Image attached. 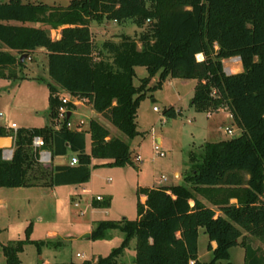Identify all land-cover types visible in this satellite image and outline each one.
I'll use <instances>...</instances> for the list:
<instances>
[{"label":"trees","instance_id":"1","mask_svg":"<svg viewBox=\"0 0 264 264\" xmlns=\"http://www.w3.org/2000/svg\"><path fill=\"white\" fill-rule=\"evenodd\" d=\"M103 20L120 25L130 21L145 29L139 39L123 34L98 46L90 24ZM59 28L60 37L53 38L51 30ZM38 48L47 51L52 79L50 122L19 127L12 134L0 125V136L14 135L12 159H4L0 148V186L80 185L90 181L93 166L134 164L130 140L141 134L138 108L156 74L152 88L169 77L195 79L190 101L194 110L227 108L242 129L239 136L206 142L200 154L191 151L183 184L140 188L135 219L97 221L91 239L103 238L109 230L124 233L121 244L107 256L67 264H119L133 239L135 264H235V246L244 248L243 264H264V247L248 240L252 236L264 243V0L0 2V78H17L24 66L22 55L30 57ZM237 56L243 70L227 73L223 60ZM137 66L150 73L140 85L134 83ZM62 91L90 102L128 139L113 136L95 118L81 130L69 128L67 118L58 122ZM180 113L174 106L163 109L167 118ZM35 136L43 138L42 148L52 157L73 153L78 163L44 166L40 148L33 146ZM220 190L226 193L219 196ZM141 193L147 196L145 202ZM232 198L237 202L231 203ZM93 205L108 207L110 200L96 199ZM200 228L213 254L205 263L199 260ZM33 242L39 244L29 237L0 242L5 264H22L20 253Z\"/></svg>","mask_w":264,"mask_h":264},{"label":"rangeland","instance_id":"2","mask_svg":"<svg viewBox=\"0 0 264 264\" xmlns=\"http://www.w3.org/2000/svg\"><path fill=\"white\" fill-rule=\"evenodd\" d=\"M4 1L7 0H0ZM23 1L56 5H67L70 2V0ZM90 29L95 43L101 46L107 39L119 40L123 34L139 39L145 28H139L130 21L120 25L113 20H103L92 21ZM51 34L53 38H57L60 35V28L52 29ZM12 52L17 54L16 51ZM199 59L202 57L199 56ZM23 61L24 66L19 70L17 78H0L2 126L15 122L18 128L37 127L50 122L48 82H52V79L48 73L47 53L38 48ZM223 63L227 72L243 70L242 62L237 57L224 59ZM149 74L145 66H137L134 83L140 85L141 79ZM158 78L159 74L152 77L147 94L138 108L137 123L141 134L130 140L134 164L93 166L90 182L82 185L0 186V242L5 244L26 237L39 242L25 246L21 253L22 264H40L41 257L52 263L83 262L84 260L76 255L78 252L84 257H91L90 260L94 262L99 256H107L113 248L121 244L124 233L120 230H109L105 237L91 239L90 233L97 221L117 220L122 217L135 219L137 192L140 188L172 183L183 184L185 172L189 168L191 151L200 154L208 141H221L241 134L242 129L227 108L223 107L210 113L194 110L190 101L194 93L195 79L169 77L161 86L152 88ZM170 104H174L182 111L176 118H167L163 115L164 107ZM155 105L160 111L154 110ZM70 109L73 112L71 123L76 124L83 120L86 129L89 120L95 118L108 127L113 136L128 139L100 114L92 112L90 102L82 99V104L70 106ZM228 128L233 130V134L227 132ZM6 130L9 134L15 132ZM158 135L162 137L161 149L164 150V156L154 150ZM6 136L14 139V135ZM87 138L90 145L89 133ZM11 148L14 150V145ZM136 154L140 155L139 159ZM73 156V153H68L64 157L54 156L52 162L43 165L53 167L60 162L70 163ZM224 193L226 192L222 190L216 192L219 196ZM98 194L111 195L112 207L109 212L105 207L93 205V200H96ZM202 196L207 199L206 196ZM76 202H79L80 207L75 206ZM248 240L254 246L264 247V243L256 237L250 236ZM135 242L136 239L131 241L132 245L128 247L124 259L122 257V260H119V264H135ZM208 242L207 233L200 228L198 249L203 263L210 261L213 256L212 251L208 250ZM3 259L5 256L0 244V262ZM231 261L243 264V247L235 246L231 249Z\"/></svg>","mask_w":264,"mask_h":264},{"label":"built area","instance_id":"3","mask_svg":"<svg viewBox=\"0 0 264 264\" xmlns=\"http://www.w3.org/2000/svg\"><path fill=\"white\" fill-rule=\"evenodd\" d=\"M58 97H59V100L61 101V105L59 107L58 122H62L63 120H65L67 118V126L69 128L79 129V130L83 129L84 128V121L83 120H80L76 124H73L70 121V118L73 114L72 109H70V106L82 104V99H80L78 97H73L69 93H62V92H60L58 94ZM154 110L160 111V108L155 105ZM68 113H71L69 118H68ZM1 116H2V113H0V117ZM5 128L8 130L16 131L18 129V125L15 122H13L11 125H6ZM227 132L230 134H233V130L230 128L227 129ZM33 144L36 148H40L39 161L41 163L46 164V163L52 162V159H53L52 153L49 150L42 148V146L44 145V140L41 136H35L33 139ZM154 150L157 154H159L161 156L165 155L164 150L161 149V143L156 142V145L154 146ZM13 151H14L13 149H4L3 158L6 160L12 159ZM139 158H140V156H137V159H139ZM77 163H78V158L74 155L70 161V164L74 165ZM96 199L102 200L103 197L98 195L96 197ZM76 205H78V204H76ZM77 256L84 258V256L81 253H77Z\"/></svg>","mask_w":264,"mask_h":264},{"label":"crops","instance_id":"4","mask_svg":"<svg viewBox=\"0 0 264 264\" xmlns=\"http://www.w3.org/2000/svg\"><path fill=\"white\" fill-rule=\"evenodd\" d=\"M58 37H60V35L58 36ZM57 37V38H58ZM39 50L40 51H42L43 53H47V51H46V49L45 48H39ZM196 84V83H195ZM194 92V91H193ZM155 101V100H154ZM166 106H174L176 109H177V107L174 105V104H170V105H166ZM178 110V109H177ZM181 111V110H180ZM92 112H95V110L94 109H92ZM182 112V111H181ZM1 113V112H0ZM97 113V112H96ZM97 114H99V113H97ZM2 116H3V113H2ZM1 116V117H2ZM140 132V131H139ZM156 142H158V143H162V137L160 136V135H158V136H156ZM89 147H90V145H89ZM131 152H132V149H131ZM67 156V155H66ZM136 156H140L139 154H136ZM62 157H64V156H62ZM71 161V160H70ZM94 163L95 162H98V163H100V160H94L93 161ZM64 163H67V162H60V163H58V164H64ZM188 167V166H187ZM179 175V174H178ZM92 177V176H91ZM91 180V179H90ZM90 182V181H89ZM88 183V182H87ZM84 184H86V183H84ZM172 184H176V183H172ZM172 184H163V185H172ZM69 185H73V184H69ZM80 185H82V184H80ZM163 185H158V186H163ZM150 187H157V186H155V185H153V186H150ZM98 195H100V196H102L103 197V199L102 200H110V206H108V207H105L106 209H107V211L109 212V210L111 209V207H112V197H111V195L110 194H106V195H104V194H98ZM97 195V196H98ZM96 196V197H97ZM139 197H140V199H141V201L142 202H145L146 201V199H147V196H146V194H144V193H141L140 195H139ZM106 198V199H105ZM198 198L201 200V201H203L204 203H206L207 205H209V206H211V207H213V208H217L216 206H214L213 204H211L210 202H208V200L207 199H204V197L202 196V195H200V194H198ZM137 199H138V194H137ZM237 202V199L236 198H232L231 199V203H236ZM76 204H78V205H76ZM191 204L193 205L194 204V201H191ZM75 206L76 207H80V204H79V202H76L75 203ZM216 211H217V214H220L221 212L218 210V208L216 209ZM123 218V217H122ZM121 219V218H120ZM112 220H115V219H112ZM117 220H119V219H117ZM117 230V229H116ZM92 231V230H91ZM131 244V243H130ZM211 244H212V246L213 247H216V245H217V243L215 242V241H212L211 242ZM132 245V244H131ZM130 245V246H131ZM129 246V247H130ZM135 246H136V242H135ZM135 246H134V249H135ZM128 249V248H127ZM127 249L124 251V253L118 258V262H120L119 260L121 259L122 260V257H123V259H124V254H126V252H127ZM22 253V252H21ZM21 253H20V258H21ZM79 253V252H78ZM77 255V254H76ZM135 256H136V250H135ZM81 258V257H80ZM87 260V259H91V257H84V258H82V260ZM21 260H22V258H21ZM199 260H200V257H199ZM201 261V260H200ZM70 261H68V262H62V263H65V264H67V263H69ZM52 262H50V261H48V260H45L43 257H41V262H40V264H51ZM122 263V262H121ZM0 264H5V259H3L2 260V262H0ZM39 264V263H38Z\"/></svg>","mask_w":264,"mask_h":264},{"label":"water","instance_id":"5","mask_svg":"<svg viewBox=\"0 0 264 264\" xmlns=\"http://www.w3.org/2000/svg\"><path fill=\"white\" fill-rule=\"evenodd\" d=\"M25 57H26V54H23L21 59L23 60ZM237 58L240 59L239 56H237ZM225 71H226V69H225ZM227 73H230V72H227ZM70 115H71V113H68V118L70 117ZM13 145H14L13 137L0 136V148H2V149L11 148Z\"/></svg>","mask_w":264,"mask_h":264},{"label":"bare ground","instance_id":"6","mask_svg":"<svg viewBox=\"0 0 264 264\" xmlns=\"http://www.w3.org/2000/svg\"><path fill=\"white\" fill-rule=\"evenodd\" d=\"M201 57V56H200Z\"/></svg>","mask_w":264,"mask_h":264}]
</instances>
